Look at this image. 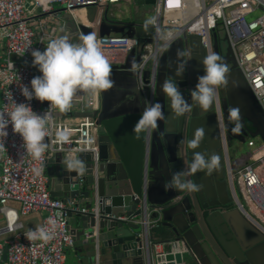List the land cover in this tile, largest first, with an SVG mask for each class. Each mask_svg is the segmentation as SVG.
Masks as SVG:
<instances>
[{"label":"water","instance_id":"1","mask_svg":"<svg viewBox=\"0 0 264 264\" xmlns=\"http://www.w3.org/2000/svg\"><path fill=\"white\" fill-rule=\"evenodd\" d=\"M136 1L137 4L153 6L156 2ZM89 10L93 14L92 22L96 7L91 6ZM107 11L100 23L93 26L78 23L76 17L63 7L57 13L62 23L59 36L70 42H78L86 34H94L95 40L99 36L124 34L141 41L139 47L110 63L114 83L111 88L100 92V108L82 113L97 118L99 124L98 164L92 153H81L78 158L86 170L80 173L66 169L63 154L48 159V163L55 164L47 169L51 195L67 204L81 198L76 204L85 205L90 210L87 213L70 211L68 217L75 242L82 243L79 251L85 252L77 264H148L140 236L145 207L152 219L160 220L158 229H162L153 230L151 239L166 246L165 253L153 257L154 264H187V256L191 258L190 264H264V232L235 204L234 209L219 208V217L207 216L205 224L193 210L196 200L208 198L209 189L216 192L220 201L216 205H226L221 201V188L222 185L226 190L229 187L227 157L230 153L228 147L216 151L214 145L219 144L217 134L220 136L222 129L220 113L224 126L230 121L243 128L248 120L253 129L244 133L264 141V109L238 67L228 34L224 30L212 32L213 51L223 58L229 69L226 83L220 86L216 98L221 109L193 107L191 112L176 117L161 85L172 78L179 84L185 98L191 101L189 86L197 82L195 68L208 53L201 36L188 33L185 27L176 28L178 38L161 53L157 62H151V54L145 45L155 41V28L145 30L144 21L137 18L112 19ZM145 62L141 71L138 66ZM180 62L185 65V70L181 77H177L175 72ZM151 77L155 78L154 88L150 85ZM154 103H160L164 119L158 121L157 127L150 132L135 133L134 126L145 107ZM198 130L204 133L200 145L195 150H188L186 142ZM235 139L240 141L238 137ZM229 141L231 143L232 139ZM182 147L183 157L178 156ZM193 152L215 154L218 158L216 170L205 173L206 176H201L199 171L192 174L189 178L198 186L194 192L166 189L165 184L171 175L186 168V161L192 159ZM120 215L129 220L118 219ZM238 218L245 227L241 231L236 226ZM221 226L226 235L219 233ZM156 231L161 241H155ZM5 258L8 259L7 252Z\"/></svg>","mask_w":264,"mask_h":264},{"label":"built area","instance_id":"2","mask_svg":"<svg viewBox=\"0 0 264 264\" xmlns=\"http://www.w3.org/2000/svg\"><path fill=\"white\" fill-rule=\"evenodd\" d=\"M129 1L137 4L136 0H0V111H10L13 99L16 103L30 104L39 115L48 112L50 116L45 137L49 147L40 160L25 153L22 138L12 131L11 125L7 128L4 143H0V213L5 219V225L0 227V237L9 235L7 264H66L67 252L75 245V234L68 223L69 213L90 210L77 204L68 205L63 199L51 195L48 159L58 153L66 158L92 153L95 163L99 161L97 118L84 116L72 125L58 118L56 109H48L49 102L42 108L41 101L35 98L28 101L21 94V87H30L31 79L40 74L32 65L31 51H43L51 39L60 37L57 20L60 8L55 9L56 4L76 19L78 12L84 13L86 20L77 19V22L93 26L101 21L103 13L110 7H122ZM91 6L96 7L92 22L88 15ZM154 7L158 18L155 41L145 45L151 54V62L158 61L166 49L162 47L165 39L177 35L179 31L175 29L178 27L201 36L208 52L213 51L212 32L224 30L234 49L238 67L264 109V0H156ZM257 11L259 16L249 18ZM96 42L105 57L113 61L141 44L139 38L124 34L99 36ZM145 64L138 68L143 71ZM150 85L155 87L154 77H151ZM85 93L81 92L73 100L78 102L81 111L86 110ZM90 103V111L99 109V96L94 95ZM68 112L72 113V109ZM219 116L225 138L221 113ZM246 145L253 161L234 167L228 156L227 178L234 204L264 232V141L250 137ZM34 169H40L39 173ZM144 188L146 193V184ZM11 202L19 203V208L11 207ZM144 209L140 236L148 264H154L153 257L165 253L164 246L151 239L160 220L152 219L146 207ZM35 213L43 215L41 224L36 227L45 225L49 217L57 222L55 235L47 243L27 237L29 230L36 227L26 228L21 215ZM118 219L129 220L125 215L118 216Z\"/></svg>","mask_w":264,"mask_h":264},{"label":"clouds","instance_id":"3","mask_svg":"<svg viewBox=\"0 0 264 264\" xmlns=\"http://www.w3.org/2000/svg\"><path fill=\"white\" fill-rule=\"evenodd\" d=\"M157 19L156 15L149 16L145 19L143 28H155ZM177 38L176 35L168 36L162 47L167 48ZM31 56L32 65L38 68L41 75L31 79L30 87L22 86L21 94L28 101L33 98L41 102L48 101V109L66 112L72 107L73 98L78 92L96 94L113 86L111 64L97 44L94 34H86L80 37L78 42H70L65 37L51 39L43 51L33 49ZM201 63L203 74L197 77L194 88L190 90L191 102L185 98L179 84L172 78L166 79L161 85L162 92L169 100L170 110L176 117L191 112L193 107L208 109L216 100L220 86L226 83L229 69L219 54L210 51ZM184 70L185 65L178 63L175 76L181 77ZM11 104L13 107L10 111H0V143H4V138L8 135L7 128L11 125L12 131L22 138L25 153L30 154L34 160H40L49 147L45 142L49 113L39 115L32 110L30 104L16 103L13 99ZM163 119L164 113L160 103L148 105L133 131L137 134L150 132L157 127L158 121ZM203 135V130H198L193 138L186 142V148L197 149ZM183 155L182 147L178 156ZM64 163L69 171L84 173L86 170L83 161L76 157L66 158ZM217 166L218 158L215 154L193 152L192 159L186 161V168L173 173L165 188L194 192L198 186L189 177L198 171L211 174ZM34 171L39 173L40 169ZM56 229V220L49 217L45 225L30 229L27 237L47 243L53 239Z\"/></svg>","mask_w":264,"mask_h":264},{"label":"flooded vegetation","instance_id":"4","mask_svg":"<svg viewBox=\"0 0 264 264\" xmlns=\"http://www.w3.org/2000/svg\"><path fill=\"white\" fill-rule=\"evenodd\" d=\"M202 74H203V65H202V63H200L195 68V72H194L195 79L197 80V77L202 75ZM194 86H195V84L190 85L189 87L191 89H193ZM220 106H221L220 102L218 103V100L216 99V102L211 104L209 106V109H212V108L217 109V107L219 109H221ZM245 124L246 125H244V127L242 128L241 127L242 125L233 124L232 122L229 121V123H227L224 126L225 138L223 137V132H222V129L220 128L221 129L219 131L220 136L217 134V141H219V144L218 145L214 144L216 147V151L224 150L225 147H229L231 144L229 141L230 138L232 139V141H238L235 139L236 137H238L240 140V141H238L239 143L246 144V141L250 137L247 136L244 132L249 131L250 129H253V128H252V124L248 120H246ZM218 136L220 137V139L218 138ZM241 156H244V154H241ZM230 159L233 160L234 157H232L230 155ZM199 172L202 173L201 176H206V174H207L205 171H199ZM224 188H225V186L222 185V188H221V199L222 200L221 201L226 202V205H216L220 201L218 200V198H216V192H213L211 189H209L208 198L202 197L201 200H196L195 203L193 204L194 205L193 210L195 211L198 219H200L203 224H205L207 216L212 215L213 219L218 218L219 217L218 215H220L219 214V208L234 209L235 206H234V202L231 200L232 196H231L230 186L227 189L228 193H227L226 188L225 189ZM236 226H237V229L239 231H241V228H245L243 226V221L240 218H238ZM224 231H225V229L221 226L219 229V233H221L222 235H226V233ZM209 237L215 242V238L210 233H209ZM208 263L206 262V264H208ZM202 264H204V263H202Z\"/></svg>","mask_w":264,"mask_h":264},{"label":"crops","instance_id":"5","mask_svg":"<svg viewBox=\"0 0 264 264\" xmlns=\"http://www.w3.org/2000/svg\"><path fill=\"white\" fill-rule=\"evenodd\" d=\"M88 12L90 13L91 11L88 9ZM84 16H86V15L84 14ZM112 19L122 20V19H120L118 17H114V18L112 17ZM141 21H145V20H141ZM59 22H58V24H59L58 31H59V35H60V32H61V24L62 23L61 22L59 23ZM0 51H1V49H0ZM107 59H108L109 63H115V62L118 61L117 58H115V61H113L109 57ZM39 75H41V73ZM80 95H81V92H78L74 96L73 100L76 99L77 97H79ZM94 95L99 96V108H100V104H101L100 92L99 93H96V94H91V93H87L86 92L85 93V96H84L85 103H86V106H85L86 107V110L85 111H81V108H80V105L78 104V102L73 101L72 102V107H71L72 113L71 112H68V111H66V112H59L58 110H56L55 115L58 118H62L64 120L68 121L70 124L74 125L79 120V118L84 117L82 113H85L86 111H90L89 109L92 108L91 107L92 106V103H90V101H91V99L93 98ZM47 104H48V101H43L41 103L42 108H45V106H47ZM238 158H240V157H238ZM238 158L234 161L236 163V166H241V165H244L245 163L248 162V158H247V160H246L245 163H242V162L238 161ZM54 165L55 164L48 163L47 164V169L50 166L52 167ZM80 200H82V199L80 198L77 201L72 202L70 204H76V203L80 202ZM70 204H68V205H70ZM10 206L13 207V208L18 209L20 205L17 202H11L10 203ZM82 207H86V206L85 205H82ZM42 217H43V215L41 213H35V214H30V215H21V221L23 222V224H24V226L26 228H29L30 229V228H33V227H36V226L40 225L41 222H42ZM4 225H5L4 215L2 213H0V227H2ZM157 229H154V230H157ZM158 230H161L162 231L161 228H159ZM157 231L154 234L155 241L156 240L157 241H161V239L159 238V236L157 234L158 233ZM8 239H9V235H3V236L0 237V248H1L0 249V264H7V260L5 258V254L7 252V250H6V247H7L6 242H7ZM81 245H82L81 242H75L74 247H72V248H70L68 250L67 256H66V264H77L78 258L80 256H84L85 252L84 251L83 252L79 251V247L81 248ZM164 248L166 250V246H164ZM82 253H84V254H82Z\"/></svg>","mask_w":264,"mask_h":264},{"label":"rangeland","instance_id":"6","mask_svg":"<svg viewBox=\"0 0 264 264\" xmlns=\"http://www.w3.org/2000/svg\"><path fill=\"white\" fill-rule=\"evenodd\" d=\"M61 6L59 4L55 5V9H59ZM89 18L92 19V10L89 13ZM107 15L110 18L118 17L122 20H132V19H138V20H145L149 16L155 15V7L153 5H148V4H136V2H128L124 4L122 7H110L107 11ZM260 15V12L257 11L254 14L250 15L249 18H255ZM229 153L233 159V165L234 167L236 166V163L234 162L238 157V161L245 163L247 158L249 162H252V155L251 151L247 147L246 144L239 143L238 141H232L230 146L228 147ZM241 154H244V156H241ZM185 261L187 264L191 263V258L190 256H187L185 258Z\"/></svg>","mask_w":264,"mask_h":264},{"label":"bare ground","instance_id":"7","mask_svg":"<svg viewBox=\"0 0 264 264\" xmlns=\"http://www.w3.org/2000/svg\"><path fill=\"white\" fill-rule=\"evenodd\" d=\"M76 16H77V19H78L79 21H85V20H86V16H84V14H83L82 12H78V13L76 14ZM98 22L100 23V20H99Z\"/></svg>","mask_w":264,"mask_h":264}]
</instances>
